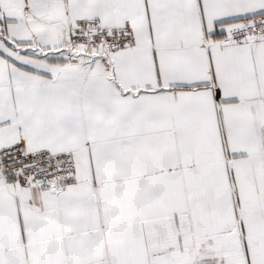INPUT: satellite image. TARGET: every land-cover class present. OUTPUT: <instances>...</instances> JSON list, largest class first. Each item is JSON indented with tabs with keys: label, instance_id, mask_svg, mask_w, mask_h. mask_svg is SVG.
I'll list each match as a JSON object with an SVG mask.
<instances>
[{
	"label": "snow or ice",
	"instance_id": "obj_1",
	"mask_svg": "<svg viewBox=\"0 0 264 264\" xmlns=\"http://www.w3.org/2000/svg\"><path fill=\"white\" fill-rule=\"evenodd\" d=\"M0 264H264V0H0Z\"/></svg>",
	"mask_w": 264,
	"mask_h": 264
}]
</instances>
